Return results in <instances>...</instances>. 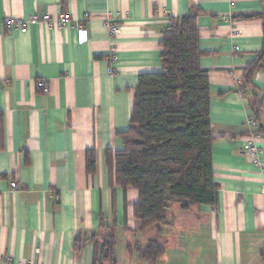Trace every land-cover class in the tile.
I'll return each mask as SVG.
<instances>
[{"label": "crops", "instance_id": "0c3cea01", "mask_svg": "<svg viewBox=\"0 0 264 264\" xmlns=\"http://www.w3.org/2000/svg\"><path fill=\"white\" fill-rule=\"evenodd\" d=\"M191 11L209 72L217 203L171 212L159 235L164 253L151 263L138 249L156 233L140 232L137 192L114 183L106 152L123 148L117 132L128 126L138 77L161 69L169 19ZM62 14L72 24L59 29ZM263 14L264 0H0V264H94L109 227L115 264H264V171L241 151L253 144L264 164V71L252 78L262 106L255 127L247 126L251 95L240 89L263 49L264 19L244 18ZM108 16L118 17L116 36ZM6 17L37 21L8 33ZM84 18L89 40L78 45L73 24Z\"/></svg>", "mask_w": 264, "mask_h": 264}, {"label": "trees", "instance_id": "16d2710c", "mask_svg": "<svg viewBox=\"0 0 264 264\" xmlns=\"http://www.w3.org/2000/svg\"><path fill=\"white\" fill-rule=\"evenodd\" d=\"M257 18L264 19V14L244 19ZM196 19L193 11L169 19L159 43L161 69L138 77L128 126L117 132L123 148L106 152L114 183L137 192L134 217L141 224L140 232L153 229L156 233L138 249L140 257L151 263L164 253L159 235L173 223L171 212L214 208L217 203L209 72L200 65L203 53ZM259 71H264V29L263 49L244 70L240 85L243 93L251 95L249 108L256 122L262 106L254 95L252 78ZM259 131L264 133V126ZM85 163L87 174H93V151L86 153ZM115 242V231L109 227L95 247L94 264H115Z\"/></svg>", "mask_w": 264, "mask_h": 264}, {"label": "built area", "instance_id": "2783aa9c", "mask_svg": "<svg viewBox=\"0 0 264 264\" xmlns=\"http://www.w3.org/2000/svg\"><path fill=\"white\" fill-rule=\"evenodd\" d=\"M35 21H37L36 18H32L28 21H23L20 19H15L13 17H6L1 27L5 32H8V33L9 32L26 33L28 24L35 22ZM41 21L45 24H49V23L52 24L49 17H43ZM85 21L86 19L84 18L81 23L76 22L73 24V29L75 30V33H76V39H77L78 45H85L88 43V40H89L87 30L84 26ZM71 24H72V20L69 14L60 15V17L57 19V22H56V26L59 29H64L66 26L71 25ZM105 26L107 27L111 35L116 36L119 33L118 17L108 16L107 19L105 20ZM108 61L110 63L109 66H111L109 68V72H111L112 65L118 62V58L115 54L111 53L108 55ZM35 84H36L37 89L40 90L43 94L48 92V87L44 81H37ZM247 126L249 128L256 126V121H255L254 116L251 115L248 118ZM241 151L244 154L249 156L254 166H257L264 171V164L259 160L260 151L256 146H254L251 143H244L241 146ZM10 186L13 189L16 188L15 183H11ZM16 264H32V263L18 262Z\"/></svg>", "mask_w": 264, "mask_h": 264}]
</instances>
